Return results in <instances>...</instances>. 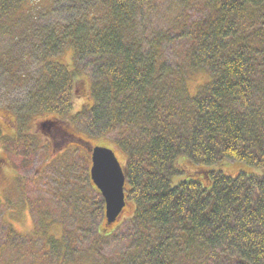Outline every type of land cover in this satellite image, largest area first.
<instances>
[{
	"label": "trees",
	"instance_id": "obj_1",
	"mask_svg": "<svg viewBox=\"0 0 264 264\" xmlns=\"http://www.w3.org/2000/svg\"><path fill=\"white\" fill-rule=\"evenodd\" d=\"M49 2L0 0V68L29 115L65 117L88 77L76 121L129 148L135 211L98 234L122 248L104 264H264V0ZM197 69L211 80L191 97Z\"/></svg>",
	"mask_w": 264,
	"mask_h": 264
},
{
	"label": "rangeland",
	"instance_id": "obj_2",
	"mask_svg": "<svg viewBox=\"0 0 264 264\" xmlns=\"http://www.w3.org/2000/svg\"><path fill=\"white\" fill-rule=\"evenodd\" d=\"M49 3V0H39L37 5L48 7ZM59 19V16L54 15L49 21L55 23ZM3 44L5 43L0 42V50ZM72 57V48H67L60 56L63 63L72 62ZM31 62L32 76L29 79L39 77L41 69L40 62L33 54ZM5 73L0 68V137L2 133L11 132L8 120L18 117L24 127L22 135L32 144L25 145L21 150H14L20 146L12 143L14 149L6 151L2 144L9 139L5 142L0 139V157L7 158L10 175H13L10 187L0 180V264H104V260L114 261L116 258H110L109 255L115 252L114 249L120 251L122 248L97 242V236L105 229L116 232L122 225L125 228L135 211V203L128 198L120 218L115 224L108 226L103 197L94 189L90 180L92 162L86 157L88 149L75 143L76 149L71 150L67 156L58 158L59 154H50L46 143L38 139L42 134L39 130L43 132L42 127L39 130L33 127L34 130L30 131L29 125L42 117L43 120L44 115L53 118V114L39 111L29 115L28 105L24 102L28 89L23 85H13L8 81L7 75L2 76ZM81 77L84 80L74 87L72 108L63 118L70 119L72 129L79 138H84L91 146L112 147L121 163L129 166V148L122 147L117 139L113 140L102 133H90L82 128L88 122L86 116L82 115L81 120L76 121L77 113L82 110L81 106L94 102L90 80L88 77ZM209 80L211 75L203 69L188 71V94L195 97ZM27 84L29 85L28 82ZM18 161L24 162L25 166L17 165ZM234 169L236 170V166ZM178 181L175 179L174 184ZM66 191L70 196L73 194V219L63 210L61 212L64 204L61 197ZM70 232L73 237L71 243L68 236ZM54 240L59 243L58 250L51 245L55 244Z\"/></svg>",
	"mask_w": 264,
	"mask_h": 264
},
{
	"label": "flooded vegetation",
	"instance_id": "obj_3",
	"mask_svg": "<svg viewBox=\"0 0 264 264\" xmlns=\"http://www.w3.org/2000/svg\"><path fill=\"white\" fill-rule=\"evenodd\" d=\"M44 116L45 117L43 120L42 117L41 119L36 120L32 125H29V129L30 131H32L34 130L33 127H35L37 130H39L40 127H42L43 132L39 130L42 134L38 136V139L46 143L47 148L50 149V154H59L58 158H62L64 157V155L67 156L71 152V150L74 151L76 149L74 147V144L79 143L80 145L82 144L88 149L86 157H88V160L91 161V144L84 138H79L78 134L73 131V126L71 125L72 123L70 119L55 116L53 118H49L50 116ZM32 118L34 117L32 116ZM8 125L12 127V129H10L11 132L2 133V136L0 137L1 142H5L7 138L9 139V141H6L2 144L4 150L7 151L9 149H14L12 147V143L20 146V148H15L14 150H21L23 149V147H25V145L32 144V142L24 138L25 135H22L21 132L24 127H22V124L18 117H14V120H8ZM76 139H78L80 142ZM16 163L20 167L25 166L24 162L22 161H18ZM12 179L13 175H10L9 161L5 156H3V158L0 157V180L4 181V185L7 184L8 187H10ZM22 179L25 181V177H23V175ZM66 192L62 194L61 197V202L64 203L61 212L63 210L67 216L70 215L73 219L72 213L74 211V207L73 204H71V200L73 201V194L70 196L68 194V191Z\"/></svg>",
	"mask_w": 264,
	"mask_h": 264
},
{
	"label": "water",
	"instance_id": "obj_4",
	"mask_svg": "<svg viewBox=\"0 0 264 264\" xmlns=\"http://www.w3.org/2000/svg\"><path fill=\"white\" fill-rule=\"evenodd\" d=\"M91 179L105 199L107 224H113L126 206L125 173L115 152L104 146L92 150Z\"/></svg>",
	"mask_w": 264,
	"mask_h": 264
}]
</instances>
